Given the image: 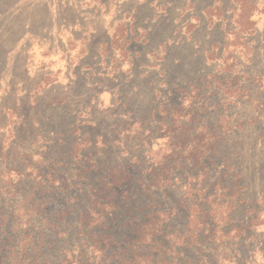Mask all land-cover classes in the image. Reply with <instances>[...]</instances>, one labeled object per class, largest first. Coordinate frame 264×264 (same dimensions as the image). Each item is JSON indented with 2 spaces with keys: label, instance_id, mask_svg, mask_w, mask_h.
Wrapping results in <instances>:
<instances>
[{
  "label": "rangeland",
  "instance_id": "374dc122",
  "mask_svg": "<svg viewBox=\"0 0 264 264\" xmlns=\"http://www.w3.org/2000/svg\"><path fill=\"white\" fill-rule=\"evenodd\" d=\"M210 75L232 88L202 87L198 121L213 130L227 123L205 194L233 167L241 203L256 204L264 200V0H0V245L38 229L57 245L42 248L40 260L62 264L76 227L68 221L58 239L43 224L24 227L34 196L47 201L48 217L75 213L85 193L64 184L85 154L104 165L148 161L150 150L163 157L156 110L179 109L178 91ZM175 180L185 198L184 179ZM245 211L236 213L242 227L255 213L245 219ZM256 223L261 235L264 214ZM38 256L11 246L0 259Z\"/></svg>",
  "mask_w": 264,
  "mask_h": 264
},
{
  "label": "trees",
  "instance_id": "16d2710c",
  "mask_svg": "<svg viewBox=\"0 0 264 264\" xmlns=\"http://www.w3.org/2000/svg\"><path fill=\"white\" fill-rule=\"evenodd\" d=\"M208 78L207 84L190 82L184 91H178L183 96L179 109L160 104L156 110L155 117L161 118L159 130L167 139L164 146L169 149L163 157H155L150 150L148 161L145 157L104 165L91 160L90 153L85 154L82 164L66 176L68 186L64 184L66 190L75 188L85 193L79 197L82 200L77 199L75 213L72 206L48 217V203L39 193L32 199L28 214L21 218L24 227H31L32 222L39 227L43 224L58 239L66 238V231L59 232V227L68 221L75 225V244L62 264L264 263V233L258 234L256 223L264 214V200L241 203L243 188L233 167L213 185L211 195L205 194L214 147L225 134L222 132L227 123L222 120L213 130L198 121V112L206 104L202 87L213 88L216 84L223 93L232 88L222 76ZM178 175L186 188L182 199L176 196ZM191 197L195 202H190ZM240 207H246L245 219L248 213L255 212L245 227L237 221ZM70 238L68 232L67 240ZM255 238L262 240V247L253 246ZM52 243L43 239L38 229L33 234L11 233L0 245V257L11 246L36 255L38 249L39 256L32 264H54L40 260L42 252L39 253L45 246L57 248ZM3 262L0 259V264Z\"/></svg>",
  "mask_w": 264,
  "mask_h": 264
}]
</instances>
